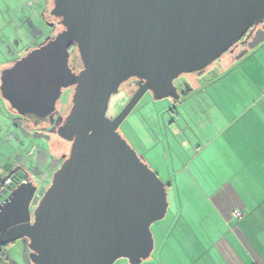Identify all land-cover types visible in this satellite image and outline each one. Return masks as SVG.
<instances>
[{
    "label": "water",
    "instance_id": "obj_1",
    "mask_svg": "<svg viewBox=\"0 0 264 264\" xmlns=\"http://www.w3.org/2000/svg\"><path fill=\"white\" fill-rule=\"evenodd\" d=\"M51 14L63 29L4 69L0 92L19 116L44 119L75 87L57 132L71 151L38 199L26 159L0 175H25L0 205V247L28 240L32 264H142L155 249L151 227L168 214V189L119 128L147 93L180 101L179 77L206 70L245 37L237 59L263 44L264 0H53ZM131 79L138 89L112 120V97Z\"/></svg>",
    "mask_w": 264,
    "mask_h": 264
},
{
    "label": "crops",
    "instance_id": "obj_2",
    "mask_svg": "<svg viewBox=\"0 0 264 264\" xmlns=\"http://www.w3.org/2000/svg\"><path fill=\"white\" fill-rule=\"evenodd\" d=\"M220 65L198 76L182 99L202 98L206 130L214 128L195 159L208 155V168L177 172L169 230L146 264H264V43ZM2 99L0 92V142L7 131L2 114L12 113ZM160 136L158 145H174L166 133ZM13 164L0 145V175ZM21 255L32 264L28 247Z\"/></svg>",
    "mask_w": 264,
    "mask_h": 264
},
{
    "label": "rangeland",
    "instance_id": "obj_3",
    "mask_svg": "<svg viewBox=\"0 0 264 264\" xmlns=\"http://www.w3.org/2000/svg\"><path fill=\"white\" fill-rule=\"evenodd\" d=\"M34 1L37 2V0ZM19 2L18 0H0V73L35 49L37 43H42L48 37L55 36V19L51 14L53 0H39L31 6L32 1L21 0L22 3ZM17 9L18 11L15 12ZM243 52L244 50L237 52L234 58H237ZM230 58H232L230 54L224 55L202 74L207 72L209 74L214 70L219 71L221 62L223 63L224 60ZM70 64L72 67L78 65V69L80 68L79 55L75 49L72 50ZM200 75L201 72L183 75V80L188 79L195 82L194 80ZM128 88L125 86L118 95L112 97L108 111L109 118L119 114L129 102L130 94L124 93ZM201 100L202 98L197 95L196 98H190L186 101L171 99L155 101L152 95L147 94L120 128L121 135L131 147L169 186L168 198L170 204L168 215L163 221L157 222L151 227L155 239V250L151 258L156 256L163 237L162 234L168 232L173 218L175 202L172 190H175L176 187L177 172L184 168L185 172L189 174L193 168L197 167V164L205 170L208 168V155L201 156L195 161L198 157L197 153L207 145L209 136L215 132L214 128L209 131L206 130L208 125L206 119H202L204 115L201 109L203 105ZM3 104H6L12 113L5 110V113L2 114L6 117L7 131L1 137L4 139H2L0 145L6 151L8 159L12 158L13 163L16 165L20 162L21 157L27 156L28 145H25V143L28 140L14 127V116L16 114L13 113L5 100H3ZM162 132L169 136L170 141L174 144L173 146L169 145L170 142L168 144L170 147L163 142L162 145H158ZM15 135L19 138H16ZM189 138L193 139L192 143L187 140ZM22 141L24 145L21 144ZM185 144H187V148ZM36 164V157L33 162L29 160V169L34 170ZM12 178L16 187L25 179V175L19 172L13 175ZM48 184H50V181L47 182ZM43 193L44 189H39L36 199ZM25 246L28 247V240L26 239L10 244L6 249L8 254L6 264H26L27 262L24 261L21 255V251ZM28 261L30 262L29 259ZM147 261L142 264H146ZM115 264L130 263L127 259H120Z\"/></svg>",
    "mask_w": 264,
    "mask_h": 264
},
{
    "label": "flooded vegetation",
    "instance_id": "obj_4",
    "mask_svg": "<svg viewBox=\"0 0 264 264\" xmlns=\"http://www.w3.org/2000/svg\"><path fill=\"white\" fill-rule=\"evenodd\" d=\"M54 19H55L54 25L56 26L55 27L56 28L55 35H56L63 28L62 26L59 25V20L56 18ZM259 29L264 30V24L259 25L256 28V32ZM245 41H246V37L243 38L241 42H239L234 53L227 52L226 54H230L232 56V59H234L237 52L243 51L247 48L248 43H245ZM250 41L251 39H249L248 42ZM40 43L41 42L37 43L36 47ZM73 49H75L78 52L77 47L74 45L71 47L70 53H72ZM79 60H80V56H79ZM80 63H81V60H80ZM78 67H79L78 65L73 66V67L71 66L72 70L75 73H78L79 71L82 70L83 68L82 63L80 64L79 69ZM205 71H202L201 74L204 73ZM175 85L178 88V92L182 100V99H185L184 95L191 91L193 87V82L192 80L190 81L188 79L183 80V75H182L175 81ZM125 86L127 88L129 86L128 90L124 91V93L126 92V94H130V98L128 100L130 101V99L133 97V95L138 89V81L136 79L129 80L127 83H125L121 87V90H123ZM74 90H75V87H70L68 89L63 90V94L61 98L59 99V101L57 102V109H56L55 114L52 116H48L47 118H44V119L37 118L34 116L21 117L13 110V113L16 114V116H14V127L17 128L21 132L22 136L27 138L28 142L25 143V145H28L27 147L28 152L26 154L27 156L21 157L20 162L17 163L16 165L11 166L8 172L14 169L15 167L20 166L23 159H26L27 160L26 170H27V174L29 175V179L35 182V184L38 186V189H41V188L44 189V192L51 185L53 175L55 174L56 171L60 169L64 161L68 158L69 153L71 151L72 143L61 138L57 132H58V129L63 125L66 117L69 115L70 110L73 106L72 100H73ZM147 94H150V93H147ZM117 115L118 114H116V116ZM116 116L111 117L110 119L113 120ZM122 125L120 126V128L122 127ZM120 128H119V132H120ZM21 144L24 145L23 141ZM35 157H36L37 164L34 167V170H30L28 166L29 160L33 162ZM34 178L36 179L34 180ZM49 181H50V184L47 185V182Z\"/></svg>",
    "mask_w": 264,
    "mask_h": 264
},
{
    "label": "built area",
    "instance_id": "obj_5",
    "mask_svg": "<svg viewBox=\"0 0 264 264\" xmlns=\"http://www.w3.org/2000/svg\"><path fill=\"white\" fill-rule=\"evenodd\" d=\"M16 187L14 186V180L12 177L7 179L5 182L0 181V205ZM234 216L237 218H242L244 214L241 211L237 210L234 212Z\"/></svg>",
    "mask_w": 264,
    "mask_h": 264
},
{
    "label": "trees",
    "instance_id": "obj_6",
    "mask_svg": "<svg viewBox=\"0 0 264 264\" xmlns=\"http://www.w3.org/2000/svg\"><path fill=\"white\" fill-rule=\"evenodd\" d=\"M167 189H169L168 185H167ZM8 246L0 247V264H6V262L8 261V254H7V250H6Z\"/></svg>",
    "mask_w": 264,
    "mask_h": 264
}]
</instances>
